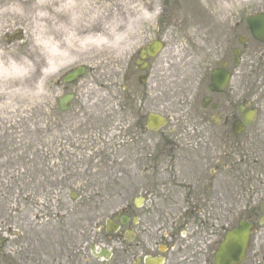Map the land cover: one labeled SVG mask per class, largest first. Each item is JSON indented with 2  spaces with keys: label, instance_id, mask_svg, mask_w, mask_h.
I'll return each mask as SVG.
<instances>
[{
  "label": "flooded vegetation",
  "instance_id": "af4514ba",
  "mask_svg": "<svg viewBox=\"0 0 264 264\" xmlns=\"http://www.w3.org/2000/svg\"><path fill=\"white\" fill-rule=\"evenodd\" d=\"M163 4L123 58L86 66L71 85L67 61L36 78L40 114L22 142L52 149L56 213L40 230L28 212L18 227L0 220V264H222L224 237L240 221L250 238L239 264H264V108L253 80L264 72V32L251 25L264 0ZM74 187L102 188V238L112 230L117 242L106 260L89 259L90 211L80 228L74 205L62 210Z\"/></svg>",
  "mask_w": 264,
  "mask_h": 264
},
{
  "label": "rangeland",
  "instance_id": "374dc122",
  "mask_svg": "<svg viewBox=\"0 0 264 264\" xmlns=\"http://www.w3.org/2000/svg\"><path fill=\"white\" fill-rule=\"evenodd\" d=\"M18 1H22L23 5L21 8L18 3L19 12L21 9V13L25 17H31L37 13L33 7L34 0ZM94 2L96 4L88 7V9H74L65 12L63 14L66 17H63L64 21H58L53 10L55 8H53L44 12L50 19L45 24L39 23L40 25L38 26L35 23H31L30 19L23 21L24 23L22 24L20 17L19 23L16 24L14 21H11L10 25L1 29L0 47L8 51L11 50L10 55L7 57L9 61L6 65L10 61H17L18 57H21L22 52V61L28 63L30 68L28 74L26 73L22 77V84L19 77L0 80V220L7 216L14 217L13 223L16 227L22 221V214H27L30 210L29 205L24 213H22V201H25L23 200L24 196L40 195V199H44V201L45 197L49 196L51 200L47 199L48 206H53L55 203V201H52L53 196L56 193L58 194V191L54 192L53 189L55 188H53V185L26 186L27 193L24 192V185L22 186V147L26 145V143L22 142V130L26 129L30 132L35 130L34 121L40 114L36 103L38 104L42 98L38 96L39 92H37L35 86L36 78L38 75L40 77V71L45 67V63H47L45 48H43L39 40L47 37L49 41L56 44L60 43L63 50L68 52L66 55L69 56H65L64 61V57L59 59V62L63 63L67 61V64H69L67 68L74 69L81 64L87 65V67L88 65L98 66L99 63L104 65V61L114 62L116 60L110 50L101 48L98 45L83 49L78 41L82 37L83 31L85 29L88 31L87 27L89 25L92 26V30L99 33L100 31H104V25L111 20L114 13H119L121 16L124 15V9L120 7L122 0H94ZM151 2L153 4L158 3L162 11L165 0H151ZM177 13L179 14V12ZM74 16L77 20H73ZM58 26L61 29H57ZM42 30L45 35H43ZM66 35L72 39L69 44L64 41ZM253 80L258 85V89L260 88V94L258 92L257 96H260L262 99L261 106L264 108V72L257 70V72L253 73ZM5 148L9 149V153L3 151L6 150ZM43 173L49 176L50 170H43ZM101 189L98 187L83 188L77 193L85 194L88 191V193L92 194ZM67 190L68 188H64L61 195ZM62 198L65 203L62 207L63 211L68 213V209L73 205L71 203L72 200L67 196H63ZM30 200L31 198L28 200V203H30ZM28 203L26 202L23 207ZM94 203L98 204L99 200L90 198L83 203L79 202L75 204V212L83 209L84 211L89 210L91 213L92 241L94 240L93 238H96L95 231L104 220L101 217L93 218L96 216L95 210L98 207ZM46 209L48 210V208ZM75 216H77V213ZM96 223L98 224L95 226Z\"/></svg>",
  "mask_w": 264,
  "mask_h": 264
},
{
  "label": "bare ground",
  "instance_id": "6f19581e",
  "mask_svg": "<svg viewBox=\"0 0 264 264\" xmlns=\"http://www.w3.org/2000/svg\"><path fill=\"white\" fill-rule=\"evenodd\" d=\"M22 7V1L19 2L18 0H0V32L3 27H7L11 24V21H14V23H19L22 19L23 21H27L28 19L31 20V23H35L36 25L45 24L50 19L47 15L44 14L45 11L53 9L55 11V17L58 19V21H64L63 20V14L67 11H72L74 9H88V7L96 4L94 0H34L33 1V7L37 11V13L31 17H25L21 13V9L19 12V6ZM63 6V7H62ZM57 9H60L59 11ZM21 17V19H20ZM66 18V17H64ZM73 20L75 19V16L73 17ZM72 20V21H73ZM58 24H60L58 22ZM57 29H61L60 26L57 27ZM88 31L84 30L82 33V37L78 40L80 42V46L83 49H87L88 47L97 46L96 40L100 38L104 31H100L99 33H96L95 30H92V26L89 25L87 27ZM94 31V32H93ZM43 35L44 32L42 30ZM69 34V33H68ZM23 37V33H22ZM70 40V41H69ZM41 45L43 46L44 51L46 52V62L45 63V70H42L41 73L47 74L53 70H55L58 67L63 66L62 62H59V59L63 58V61L65 60L66 55L65 50H63L61 44H56L52 41H49L47 37H43L40 40ZM65 43L69 44L71 43L72 39L68 35H66ZM0 80H6L7 78L12 77H19L20 82H22V77L30 70L28 63H24L21 59V57H18L17 61H10L9 64L6 65V63L9 61L7 58L8 55H10V51L6 50L3 47H0ZM62 63V64H61ZM5 64V65H4ZM61 64V65H60ZM13 75V76H12ZM37 90L41 89L39 86L36 87Z\"/></svg>",
  "mask_w": 264,
  "mask_h": 264
},
{
  "label": "clouds",
  "instance_id": "9594fccd",
  "mask_svg": "<svg viewBox=\"0 0 264 264\" xmlns=\"http://www.w3.org/2000/svg\"><path fill=\"white\" fill-rule=\"evenodd\" d=\"M120 7L124 15L114 13L104 25L102 36L96 40V44L110 50L114 58H123L138 46L145 35V27L153 25L161 12L160 5L151 0H122ZM219 7L227 13L235 6L221 4ZM173 54H179V48H174Z\"/></svg>",
  "mask_w": 264,
  "mask_h": 264
},
{
  "label": "water",
  "instance_id": "95a60500",
  "mask_svg": "<svg viewBox=\"0 0 264 264\" xmlns=\"http://www.w3.org/2000/svg\"><path fill=\"white\" fill-rule=\"evenodd\" d=\"M264 16L259 18H254L252 20V29L254 35H257V32L264 31ZM77 75L76 73L74 74ZM73 75V76H74ZM74 76V77H75ZM250 227H247L245 224L240 223L239 226L233 231L229 232L225 238V242L222 246L221 257L224 260L227 258V262L222 264H238L244 256L245 247L249 237ZM228 253L230 257H228Z\"/></svg>",
  "mask_w": 264,
  "mask_h": 264
}]
</instances>
